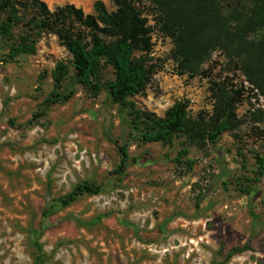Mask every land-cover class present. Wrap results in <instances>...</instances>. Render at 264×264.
Masks as SVG:
<instances>
[{
	"label": "rangeland",
	"instance_id": "374dc122",
	"mask_svg": "<svg viewBox=\"0 0 264 264\" xmlns=\"http://www.w3.org/2000/svg\"><path fill=\"white\" fill-rule=\"evenodd\" d=\"M43 1L50 10L71 3L92 13L95 0ZM152 42L157 70L129 98L139 112L162 117L174 101L187 99L195 116L210 111L213 81L242 84L241 123L215 148H198L178 134L165 144L144 143L142 117L133 129L130 112H119L105 91L90 97L69 75L64 87L73 96L32 118L52 89L51 71L58 62L69 65L70 55L48 33L33 55L3 62L0 52V264H32L34 241L48 256L43 264H264V179L255 163L264 154V95L227 70L220 50L203 65L205 75L190 78L177 74L169 39L153 33ZM101 77L111 80L112 68L105 66ZM124 143L129 161L118 174L117 146ZM183 147L188 154L176 162ZM187 159L195 161L190 169ZM83 181L100 192L58 205V197Z\"/></svg>",
	"mask_w": 264,
	"mask_h": 264
},
{
	"label": "trees",
	"instance_id": "16d2710c",
	"mask_svg": "<svg viewBox=\"0 0 264 264\" xmlns=\"http://www.w3.org/2000/svg\"><path fill=\"white\" fill-rule=\"evenodd\" d=\"M110 1L115 7L112 11L107 10L102 0H95L93 12L85 13L71 3L50 10L43 0H0L1 61L35 54L36 44L44 33L55 35L70 55L69 65L58 62L51 71L52 89L43 101V108L32 114V118L44 116L51 105L65 103L73 96L74 92L64 87L69 75L90 97L105 91L119 112H130L133 129L137 128L135 120L142 117L146 124L139 134L142 142L165 144L178 134L198 148L208 144L215 148L223 133L234 131L241 123L236 108L245 97L242 84L228 83L227 77L213 81L210 111L200 110L195 116L188 114L187 99L174 101L162 117H155L133 109L129 98L142 93L157 70L149 56L154 30L170 39L169 57L177 74L190 78L205 75L203 65L213 51L220 50L227 60V70L240 72L252 86L251 91L264 95V0ZM14 35V41L8 43ZM105 66L113 70L111 80H102ZM43 76L40 74V80ZM258 114L259 111L251 113L255 118ZM117 148L120 159L115 172L119 174L128 164L129 152L126 143ZM187 154V148H181L175 161ZM194 162L187 159L184 164L190 169ZM255 163L258 178L262 180L264 154L256 155ZM99 192V185L83 181L56 201L67 206L79 196ZM49 214V210L44 211L43 217ZM33 245L32 264L45 263L48 256L41 244L34 241ZM247 247L231 249L226 259Z\"/></svg>",
	"mask_w": 264,
	"mask_h": 264
},
{
	"label": "built area",
	"instance_id": "2783aa9c",
	"mask_svg": "<svg viewBox=\"0 0 264 264\" xmlns=\"http://www.w3.org/2000/svg\"><path fill=\"white\" fill-rule=\"evenodd\" d=\"M152 24V23H151ZM153 33H158V34H160L162 37H164V38H167V39H169L168 37H165V36H163L161 33H159L157 30H154L153 31ZM152 33V34H153ZM170 40V39H169ZM246 84H248L246 81H244ZM256 92H257V90H255Z\"/></svg>",
	"mask_w": 264,
	"mask_h": 264
}]
</instances>
